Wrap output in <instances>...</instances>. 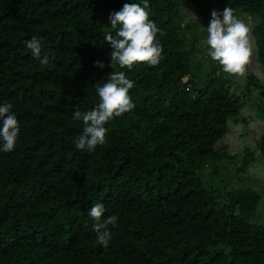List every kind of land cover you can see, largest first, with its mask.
Masks as SVG:
<instances>
[{"label": "trees", "instance_id": "obj_1", "mask_svg": "<svg viewBox=\"0 0 264 264\" xmlns=\"http://www.w3.org/2000/svg\"><path fill=\"white\" fill-rule=\"evenodd\" d=\"M132 2L143 6L0 0V104L13 105L20 126L15 149L0 151V264H264L254 189L199 177L205 166L228 164L215 147L244 103L264 116V0H148L149 18L165 33L157 34L160 63L111 68L108 17ZM183 6L201 20L185 21ZM225 7L252 27L255 50L241 83L202 51L200 28ZM33 36L48 65L26 48ZM112 71L134 81L136 107L105 125L103 145L79 151L83 122L73 111L99 103L96 85ZM252 161L245 154L236 175ZM96 203L104 218L118 216L108 247L88 214Z\"/></svg>", "mask_w": 264, "mask_h": 264}, {"label": "clouds", "instance_id": "obj_2", "mask_svg": "<svg viewBox=\"0 0 264 264\" xmlns=\"http://www.w3.org/2000/svg\"><path fill=\"white\" fill-rule=\"evenodd\" d=\"M148 6V0H143V6L135 2L124 3L119 11L109 14V24L115 35L108 32L104 38L112 49L108 65L111 68L118 65L122 69L126 67L131 70L138 64L153 67L160 63L163 46L157 34L163 36L165 33L149 18ZM206 32L203 55L217 62L224 73L243 77L255 50L250 24L239 18L232 8L225 7L222 12L212 10ZM24 44L41 65L50 63L47 55L41 56V39L33 36ZM94 66L101 69L106 67L101 61H95ZM133 87L134 81L128 79L123 71H112L107 82L96 85L99 103L90 111L82 112L75 108L72 119L83 122L82 134L75 141L77 150L92 152L97 145L106 142L108 128L105 125L136 107L129 95ZM12 109L11 103L0 104V151L5 153L15 149L20 132L19 121ZM105 211L104 204L96 203L88 214L96 221L93 230L97 243L108 247L112 239L108 226L115 227L118 216L104 218Z\"/></svg>", "mask_w": 264, "mask_h": 264}, {"label": "rangeland", "instance_id": "obj_3", "mask_svg": "<svg viewBox=\"0 0 264 264\" xmlns=\"http://www.w3.org/2000/svg\"><path fill=\"white\" fill-rule=\"evenodd\" d=\"M181 11L185 21L188 19L192 22L201 20V17L192 8L184 7ZM207 26L204 25L200 28V31L204 32L201 34L202 43L207 37ZM230 76L234 83L242 82L243 77ZM249 96L253 102L257 97V93L251 91ZM238 115L236 125L231 126L235 122H228L229 136L224 139L229 142L231 148L230 151H226L227 154L225 156L228 159L230 155L228 164L223 160L219 164L214 165L212 163L210 167L205 166L199 171V177L204 184L211 186H219L225 181L233 187H253L259 197V204L254 214V219L255 222L264 224V150L262 151L259 147V142L256 146L257 140L264 135V116L259 112L255 104L249 106L247 103H244ZM242 118L244 121L241 120ZM224 140L221 142L222 148L225 146L226 141ZM219 148L216 147L217 150ZM225 150L224 148L223 151ZM250 152L254 156V161L249 163L243 172L236 175V169L241 165L244 155Z\"/></svg>", "mask_w": 264, "mask_h": 264}, {"label": "crops", "instance_id": "obj_4", "mask_svg": "<svg viewBox=\"0 0 264 264\" xmlns=\"http://www.w3.org/2000/svg\"><path fill=\"white\" fill-rule=\"evenodd\" d=\"M235 125H236V124H235ZM263 137H264V135H263L262 137H260V138L257 140L256 146H257L258 142L260 143V140H261V138H263ZM224 141H226V142H225V146H224V148L226 149L225 152H226V151H230L231 148H230V144H229V142H228L227 140H224ZM221 142H223V140H221L220 142H218L217 145H216V147H220V148H219V151L224 152V151H223L224 148H222ZM258 145H259V144H258ZM216 147H215V149H216ZM216 150H217V149H216ZM251 188L253 189V187H251Z\"/></svg>", "mask_w": 264, "mask_h": 264}, {"label": "water", "instance_id": "obj_5", "mask_svg": "<svg viewBox=\"0 0 264 264\" xmlns=\"http://www.w3.org/2000/svg\"><path fill=\"white\" fill-rule=\"evenodd\" d=\"M185 80H186V78L183 79V81H185Z\"/></svg>", "mask_w": 264, "mask_h": 264}]
</instances>
